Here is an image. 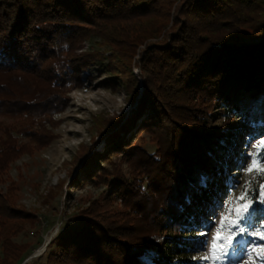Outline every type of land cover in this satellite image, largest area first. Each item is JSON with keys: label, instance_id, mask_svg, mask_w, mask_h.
Wrapping results in <instances>:
<instances>
[{"label": "trees", "instance_id": "1", "mask_svg": "<svg viewBox=\"0 0 264 264\" xmlns=\"http://www.w3.org/2000/svg\"><path fill=\"white\" fill-rule=\"evenodd\" d=\"M90 35L108 56L76 53ZM94 59L108 60L132 101L139 83L142 92L128 122L96 119L102 153L78 149L73 164L109 192L74 209L79 227L61 224L44 264H186L237 129L264 130V0H0V184L55 139V116ZM16 191H0V264H19L32 247L12 240L36 218Z\"/></svg>", "mask_w": 264, "mask_h": 264}, {"label": "rangeland", "instance_id": "2", "mask_svg": "<svg viewBox=\"0 0 264 264\" xmlns=\"http://www.w3.org/2000/svg\"><path fill=\"white\" fill-rule=\"evenodd\" d=\"M94 52L105 57L109 55L107 46L93 35L76 49L77 54ZM107 63V59H94L80 70L81 85L70 93V102L64 111L55 116L59 121L53 131L55 139L40 152L24 155L12 163L0 184L3 193L12 183L17 189L18 207L36 217L35 223H26L23 231L12 239L18 245H32L19 264H44L47 252L54 245L47 247L59 233L61 224L66 222L69 229L79 227L68 218L74 209L108 195V189L89 182L87 174L74 165L73 160L81 146L94 147L99 153L105 150L103 136L97 133L96 119L121 117L122 124L128 122L142 87L139 83V93L132 101L123 82L114 81L117 73L110 72ZM113 67L116 69V63ZM133 74L137 76V70L134 69ZM148 119L143 116L136 120L125 133V140L132 141ZM219 121L210 122V125ZM246 130L251 132L245 133ZM234 136L236 144L230 150L229 168L224 170L219 181L209 186L213 196L205 205L208 214L202 216L205 226L199 227L189 239L197 245L196 252L189 253L185 261L182 259L186 264H264V188L257 191V186L264 183V130L242 127ZM142 137L147 140L148 136L144 133ZM142 148L149 154L155 151V146L149 142ZM237 164L238 168L233 171ZM250 167L251 171L246 172ZM123 171L126 174V164H123ZM51 192L55 195L49 196ZM250 194L257 199H251ZM250 205L255 211L261 210L255 213V220L241 222L240 214ZM237 239L239 246L232 244ZM224 249L230 250L228 255Z\"/></svg>", "mask_w": 264, "mask_h": 264}, {"label": "snow or ice", "instance_id": "3", "mask_svg": "<svg viewBox=\"0 0 264 264\" xmlns=\"http://www.w3.org/2000/svg\"><path fill=\"white\" fill-rule=\"evenodd\" d=\"M245 171L246 172L247 171H251V167L249 169H246ZM202 182H203V178H202ZM260 188H264V183H261L260 185L257 186V191H259ZM250 198L253 199V200L257 199L256 196H251V194H250ZM187 202L191 203L190 198H187ZM262 202H264V201H262ZM254 214H255V208L250 205L248 208L244 209L243 213L240 214V221L241 222H245V221L249 220ZM240 231L243 232L244 229L241 228ZM233 234H235V233H233ZM232 244L235 245V246H239V244H240L239 239H237L236 241L232 242ZM223 251H224L225 255H228L230 250L229 249H224ZM218 258L219 257H217V259Z\"/></svg>", "mask_w": 264, "mask_h": 264}]
</instances>
